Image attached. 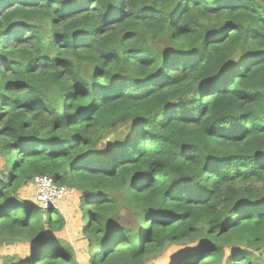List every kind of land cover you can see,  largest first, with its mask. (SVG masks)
I'll use <instances>...</instances> for the list:
<instances>
[{
	"label": "trees",
	"instance_id": "16d2710c",
	"mask_svg": "<svg viewBox=\"0 0 264 264\" xmlns=\"http://www.w3.org/2000/svg\"><path fill=\"white\" fill-rule=\"evenodd\" d=\"M0 41V264H80L38 175L89 264H264V0H0Z\"/></svg>",
	"mask_w": 264,
	"mask_h": 264
},
{
	"label": "rangeland",
	"instance_id": "374dc122",
	"mask_svg": "<svg viewBox=\"0 0 264 264\" xmlns=\"http://www.w3.org/2000/svg\"><path fill=\"white\" fill-rule=\"evenodd\" d=\"M4 41V40H3ZM0 41V44L3 43ZM110 141L107 140V143ZM3 164V158L0 157V170ZM36 188L32 184L24 186L20 190V196L32 202L35 208H40L39 204L35 201ZM81 193L75 190L72 199L60 203L59 210L63 213L66 225L59 232H51L74 245L76 250V259L80 264H89L88 253V238L84 232L83 213L81 211ZM42 207V206H41ZM87 224V223H85ZM32 245L29 242H18L11 245H3L0 247V255L19 254L22 257L30 255ZM200 246L197 243H181L171 244L166 249L158 253L150 262H158L159 264H175L182 261L187 255L195 253L199 250Z\"/></svg>",
	"mask_w": 264,
	"mask_h": 264
},
{
	"label": "built area",
	"instance_id": "2783aa9c",
	"mask_svg": "<svg viewBox=\"0 0 264 264\" xmlns=\"http://www.w3.org/2000/svg\"><path fill=\"white\" fill-rule=\"evenodd\" d=\"M35 201L43 208L59 209L60 203L72 199L75 189L68 185H60L52 175H38L35 177ZM147 264H159L148 262Z\"/></svg>",
	"mask_w": 264,
	"mask_h": 264
},
{
	"label": "water",
	"instance_id": "95a60500",
	"mask_svg": "<svg viewBox=\"0 0 264 264\" xmlns=\"http://www.w3.org/2000/svg\"><path fill=\"white\" fill-rule=\"evenodd\" d=\"M34 184H35V181H34Z\"/></svg>",
	"mask_w": 264,
	"mask_h": 264
}]
</instances>
